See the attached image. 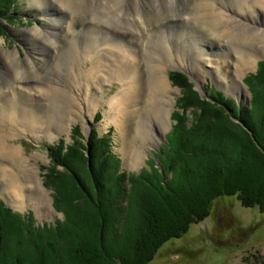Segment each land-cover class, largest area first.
Returning a JSON list of instances; mask_svg holds the SVG:
<instances>
[{"label":"rangeland","instance_id":"374dc122","mask_svg":"<svg viewBox=\"0 0 264 264\" xmlns=\"http://www.w3.org/2000/svg\"><path fill=\"white\" fill-rule=\"evenodd\" d=\"M37 1L15 0L13 12H11L13 16L11 18L0 17V73L4 74V77L1 78L0 88L4 86L5 79L10 77L8 75L11 70L10 61L16 65H24L33 63L34 57L41 61L46 57L49 58L47 65L42 69L43 72L40 75L42 79L37 80L39 76L35 80L20 81L18 84H12L11 88L0 94L1 104L7 102L8 99L15 103L18 110L17 117L25 116L26 118L34 115L39 119L35 129H29L19 124H8L5 127L2 125L3 121H0V134L4 135L3 138H0L2 147L4 149L15 148L19 157L24 160L21 164L25 167L18 168L16 163L10 165L3 156H0V203L4 208L18 214L22 224L25 222L34 228L51 229V227H56L58 221L64 219V214L55 208L53 204L55 191L44 185V174L49 168H57L60 172H64L63 169L65 168L53 165L54 152L46 147V144L54 146L61 142L65 150L68 146L73 145L76 140L81 143V146H84L80 148L84 158L87 159L86 167L83 168H90V154L88 152L90 133L94 131L98 137L109 138L110 153L115 160H118L119 172L126 176L122 182L123 186L129 188V180L132 177L151 174L150 172L160 175L162 161H164L161 155L165 152V146L169 144L167 134L175 122L173 114L178 111V114L187 120H191L193 115L191 109H178L176 101L182 94L180 88L174 86L170 80L171 88L168 97L171 98V103L169 102L167 106L169 108V125L164 134L156 132L155 125H148L151 134L155 136V140L146 141L143 144L137 135L133 136L135 132H131L133 150L140 149L141 157L135 166L130 167L123 155L124 149L129 148L130 140L126 137L125 130L123 137H121L114 122L107 121L106 113L109 111V107L105 106L102 101V99L105 100L119 91L120 82L115 79H105V82L100 86L95 80H86L84 77L88 70L86 62L74 70L77 62L68 55L70 43L67 41L69 39L61 43L57 49H53L49 53L50 55L45 52L49 45H44L41 40H32L33 32L43 33L51 30L49 22L52 20L59 21L58 24H61L59 30L67 36L74 38L73 35L76 33V37L83 40V33H81L83 28L77 21L78 24H74L76 17L71 15L73 10L65 9L63 0H44L41 5H38ZM228 1L209 0V5L214 7L224 3L228 4ZM33 3H36L38 7L34 6ZM252 9V16L257 18L258 27L264 30V8L253 6ZM179 20L175 19V21L168 23L160 31L165 37L171 35L170 38L173 43L174 35L178 34L181 29L182 21ZM88 26L95 28L96 23H88ZM99 32L100 30L96 33ZM124 35L117 40L123 41L121 44L129 47L132 40L135 41L139 37V35L127 36L126 33ZM178 35H181L178 37L181 38L182 42L180 45L182 47L181 66L176 64L175 60L167 62L165 65L163 63L165 75L168 77L167 73L171 70L187 75L188 81L193 85V89L199 97L211 104L214 103L212 99L213 96L215 97L214 93L219 92L225 99L234 100L237 107L236 112L244 107L248 111H252V90L246 82H253V75L257 73L259 63H264V55L261 53L247 57L243 55L246 61L242 58L239 60L240 54L238 52L240 50L231 49L221 40L218 44L215 43V46L218 45L216 46L217 50H220V52L217 51L218 54L210 46L209 51H204V56L195 58L191 56L192 46L195 48V45L201 43L195 33V28H182V32ZM98 36L100 35L98 34ZM208 38L211 39L212 37L208 36ZM98 41L96 46L101 43V47H103L104 41L107 42L108 40L99 38ZM107 43L114 45L112 40ZM132 46H134L133 43ZM62 47L65 51H61ZM129 47L127 48L129 49ZM42 50L43 52H41ZM136 52L138 53L137 60L133 61L137 64L138 71H141L139 73L148 77L147 64L149 60H153L154 63L156 61L160 63L161 60L150 59L147 55L144 57V53L140 58L139 51ZM59 57L62 58L58 61ZM196 59L199 61L194 63ZM195 65H197V69H194ZM15 71H17L16 66ZM262 76L263 74L260 78ZM55 87L60 90L61 95L55 94L57 91ZM69 96L72 100L68 98ZM149 97L150 94L147 99ZM86 104L91 108L87 110ZM228 112L230 115L233 114L232 109H228ZM112 113L113 110L109 112V115ZM149 117L150 115L148 119ZM131 122L132 120H129V125ZM132 126L136 128V125ZM149 176L153 177L152 174ZM170 176L171 174L167 176L166 183ZM8 177H14L16 180L14 182L18 186L23 185L21 187L22 193H20L24 199L21 198L20 201L22 208H18L12 201H7L9 192L3 189L2 183ZM37 181L47 192V194L43 193V198L46 201L45 206H37L38 195L31 192ZM18 232L20 231H17L16 234ZM11 235L17 236L14 233ZM13 240L15 241L13 244L18 242L17 239H8L11 242ZM262 260H264V212H261L258 207H243L236 196H223L215 200L208 217L192 224L180 238L165 242L148 264H262Z\"/></svg>","mask_w":264,"mask_h":264},{"label":"trees","instance_id":"16d2710c","mask_svg":"<svg viewBox=\"0 0 264 264\" xmlns=\"http://www.w3.org/2000/svg\"><path fill=\"white\" fill-rule=\"evenodd\" d=\"M14 1L0 0V17L13 16ZM168 77L182 94L178 109H191L193 118L173 114L160 175L132 177L125 188L109 138L94 131L90 168H83L87 159L76 140L65 150L61 142L47 144L53 165L65 168L44 174L64 219L34 228L0 203V264H148L165 242L208 217L220 197L236 196L243 207L264 212V63L246 82L252 111L236 112L234 100L219 92L213 104L204 101L183 73Z\"/></svg>","mask_w":264,"mask_h":264},{"label":"bare ground","instance_id":"6f19581e","mask_svg":"<svg viewBox=\"0 0 264 264\" xmlns=\"http://www.w3.org/2000/svg\"><path fill=\"white\" fill-rule=\"evenodd\" d=\"M43 1L38 0L37 4L41 5ZM62 3L68 11L73 10L71 15L76 17L74 24L79 22L83 28L81 32L83 33V40L78 39L76 33H73L74 38L67 36L59 30L61 24H58L59 21L56 22L55 20L49 22L51 30H48V32H33L31 35L32 40H41L44 45H49L48 49H45V52L49 54L69 39L67 41L70 43L68 55L77 62L74 70H77L76 67L86 62L85 64L88 66V70L84 75L86 80H95L100 86L105 82V79H115L120 82L119 91L105 100L102 99V101L105 106L109 107V111L106 113L107 121L114 122L121 137H123L125 130V135L130 140L129 148L124 149L123 152L124 158L129 162L130 167L135 166L141 157L140 149L133 150L131 132H135L133 136L137 135L143 144L146 141L155 140V136L151 134L148 125H155L156 132L160 134H164L169 125V108L167 106L171 100L168 97L171 86L170 79L163 70V63L165 65L167 62L175 60V63L181 66L182 47L180 45L182 42L181 38L178 37L181 35L178 34L182 32V28H195V33L201 42L195 45V48L192 46L191 56L195 58L204 56V51H209L210 46L218 54L217 51L220 52V50H217L216 46L218 45L215 46V43L218 44L221 40L231 49L240 50L238 52L240 58L237 57L239 60L245 59L246 61L243 55L246 57L258 53L264 55V30L258 27L257 18L254 15L252 16L253 6L263 9L264 0H229L228 4L224 3L214 7L209 5V0H63ZM33 4L37 6L36 3ZM175 19H180L182 25L178 34L174 35L173 43L170 38L171 35L165 37L160 31L162 27L175 21ZM88 23H96V27H89ZM98 30L100 32L96 33ZM124 33L127 36L139 35V37L135 41L132 40L129 47L122 45L121 42L123 43V41L117 40L125 36ZM143 34L145 35L143 36ZM208 36L212 38L210 39ZM99 38L112 40L114 45L104 41L103 47H101V43L97 47L96 44L99 42ZM124 42L126 41L124 40ZM132 43L134 46H132ZM107 46H110L109 49H107ZM136 49L139 51L140 58L144 53V57L147 55L150 59L161 60L160 63L149 60L147 64L148 77L139 73L141 71L137 69V64L134 62L137 60L138 54ZM61 51H65L63 47ZM46 58L41 61L34 57L33 63L30 62L24 65H16L10 61L11 70L8 72L10 77L3 82L4 86L0 88V94L11 88L12 84L37 79L49 61V58ZM61 58L59 57L58 61ZM195 61L198 62L199 60H194V63H196ZM15 66L17 71H15ZM194 69H197V65L194 66ZM2 76L4 77V74L0 73V82ZM40 79H42L41 76L37 80ZM16 89H18L17 86ZM56 89L55 94L61 95L60 90ZM149 94L150 97L147 99ZM68 98L72 100L70 96ZM90 99L95 101L93 98ZM16 108L15 103L9 99L5 103H0V121H3L2 125L7 127L8 124H19L29 129H35L39 119L34 115L19 118L17 117L18 110ZM89 108L91 107L86 104V109ZM111 110H113V113L109 115ZM129 120H132L131 125H136V128L132 126V129ZM3 137L4 135L0 134V138ZM1 144L0 142V156H3L10 165L16 163L18 168H25L21 164L24 160L19 157L18 151L10 147L4 149ZM14 180V177L5 178V182L2 183L3 189L9 192L7 201H12L18 208H22L20 193H22L21 187L23 185L18 186ZM37 183L33 185L31 190L32 193L38 195L37 204H35L45 206L46 201L43 198V193L47 194V192L42 188L40 182ZM22 200L24 199L22 198ZM34 200L36 199L34 198Z\"/></svg>","mask_w":264,"mask_h":264}]
</instances>
